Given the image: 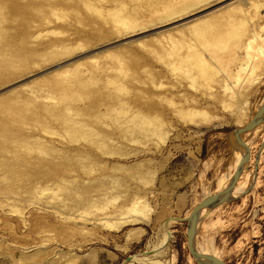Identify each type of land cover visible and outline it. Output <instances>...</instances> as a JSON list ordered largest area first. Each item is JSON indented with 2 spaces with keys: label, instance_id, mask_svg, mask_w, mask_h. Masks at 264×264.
Segmentation results:
<instances>
[{
  "label": "rangeland",
  "instance_id": "374dc122",
  "mask_svg": "<svg viewBox=\"0 0 264 264\" xmlns=\"http://www.w3.org/2000/svg\"><path fill=\"white\" fill-rule=\"evenodd\" d=\"M173 1L0 0V31L5 33L0 32V57L8 60L0 63V96L14 88L22 93L0 98L1 199L5 194L3 188L8 186L3 182L9 170H22L24 166L32 169L36 163H47L48 169L43 170L47 179L76 175L66 164L57 166L53 160L41 158L31 140L36 135L52 140L45 130L60 133L65 125L76 122L119 135L118 126L131 116L132 106L162 111L175 127L160 150L155 149L151 140L146 147L151 152L120 161L127 165L145 162L147 169L157 170L155 179L151 181L149 176L147 183L126 178L129 198L139 192L154 209L150 219L111 231L90 223L103 213L105 217L108 209L103 212L104 209L86 208L75 213L88 219L87 223L82 217L77 222L63 221L59 213L43 203H7L8 206L0 200V239L11 244L17 256L20 250L47 244L50 255L32 264H61L71 252L81 255L102 247L122 255V264H210L192 253L196 249L192 235L195 230L196 250L208 251L211 259L217 256L219 264H264V114L250 133H238L253 121L264 102V74L248 86L247 103L238 92L248 70L241 74L238 85L230 81L231 91L222 86L230 72L237 71L242 63L245 67L260 66L257 75L264 72V0H258L262 2L260 20L253 18L255 9L250 8L251 0H178L179 8L168 11L165 6ZM239 2L241 10H248V14L230 8ZM108 11H112L111 16ZM238 20L246 21L249 29L258 32L257 43L250 50L232 42L216 45L209 34L202 41L198 35L207 27L222 28ZM77 44L83 47L67 53L62 50V45ZM176 45L180 47L176 49L178 57L186 56H181L182 63L178 62L180 59L165 63L161 54L155 52ZM107 50H113V54H102ZM199 53H203L208 65L207 73L196 78L199 70L194 68V62ZM98 55L100 62L95 61L99 65L90 61L85 69L73 68L75 62ZM67 68L70 74L61 75L60 70ZM57 71L61 73L54 75ZM28 83L36 87L33 88L36 94L25 92L23 86ZM180 90L203 103L207 100L211 113L218 118L201 127L190 121L179 124L173 115L177 106L173 102L184 100L178 94ZM75 93L80 97L70 99ZM26 99L31 101L23 102ZM231 104L244 107L242 125L230 113L234 109ZM154 125L151 127L156 128ZM54 139L58 144H67L57 136ZM32 146L38 151H31ZM238 154L243 159L240 181L249 184L244 188L237 181ZM32 157L37 159L31 163ZM117 161L113 159L108 164L112 166ZM229 176L231 186L218 193ZM17 183L18 179L11 180L12 186ZM16 191L10 192L11 195L18 196ZM222 194H228L227 200L213 203ZM51 197L52 203L59 200L57 195ZM119 200L115 204L121 206L124 201ZM197 214L200 217L195 223ZM21 215L28 226L23 224ZM134 217L132 213L125 215L127 219ZM134 226L142 227L145 233L139 240L126 244V233ZM58 250L62 256L54 259ZM135 256L141 259L131 260Z\"/></svg>",
  "mask_w": 264,
  "mask_h": 264
},
{
  "label": "bare ground",
  "instance_id": "6f19581e",
  "mask_svg": "<svg viewBox=\"0 0 264 264\" xmlns=\"http://www.w3.org/2000/svg\"><path fill=\"white\" fill-rule=\"evenodd\" d=\"M166 3H168V2H166ZM241 5H242V2H239L237 5L230 6V8L232 7L233 10L237 9L236 10L237 13L242 12V14H248V10L247 11L245 9L241 10V8H240ZM165 7H166V9L168 8L167 9L168 11L178 9L179 8V2H178V0H174L173 2L166 4ZM261 7H262V2H260L258 0H251L250 1L251 10L255 9L253 18H258L260 20V18H261L260 9H261ZM40 9H42V7ZM112 10H114V9H112ZM115 11L116 10H114V12ZM117 11L120 12L119 9H117ZM119 12H118V14H116L117 17L119 15ZM110 13H112V11L109 12V14ZM109 14H108V16H111V14L110 15ZM121 14H123V13H121ZM116 15H112V16L115 17ZM113 17H111V19ZM245 22H243V21L241 22L238 20L237 23H232V24L226 25V26L224 25L225 27H222V28L218 27V26L216 28L215 27L214 28H208L207 27L206 29L201 30L198 33V35L202 39V41H203V39L205 41L206 40L205 37L207 38V37H209V35H211V37L213 36L212 38H213L214 43L216 45H225L226 42H228V43L232 42V43H236V44H241L245 48H247V50H250L254 46L253 44L257 43L258 32L255 28H253L252 30L249 29V26ZM228 24H229V22H228ZM1 33H4V31ZM80 46H82V45H78V44L76 46H74V45H62V50L67 53L71 49H73V51H75L76 50L75 48L78 49ZM164 48L158 49L159 52H157L155 48L154 49H155L156 53L161 54L160 56L162 59H164L165 63L166 62L168 63V61H166V60H171V62H172L173 59H174L173 62L177 61L176 59H180L178 61L180 63L181 61H183L182 59L186 57V56H182L183 54L181 55L183 58L180 55L178 57V53L176 52V49H178V48L180 49V47H177V45L175 46V48H172V49H170L169 47H168V49L167 48L164 49ZM57 49H58V47H57ZM59 49H60V47H59ZM192 50H194V49H192ZM196 50L194 51V53L196 52ZM112 51L113 50H107L102 54L112 55L113 54ZM2 54H4V53H2ZM46 54H48V53H46ZM53 54H58V53L54 52ZM50 55H52V54H50ZM60 55H62V53H60ZM101 55L91 56V57H88L84 60H80L78 62H75L73 68L78 69L79 67L80 68L84 67V69H85V67H87L89 65L90 61H94L95 65H96L97 61H95V60L98 59V61H99L100 60L99 56H101ZM198 55H200V56H198ZM3 56H5V55H2V57ZM58 56H59V54H58ZM197 56H198V59L196 62H194V68H197L199 70V75L196 76V78H199V77H201L207 73V67L206 66L208 65V62L205 59L203 53L202 54L199 53V54H197ZM113 57H114V55H113ZM0 59H1V57H0ZM43 59H44V57H43ZM49 59H51V58H49ZM6 61H8V60L2 58L0 63L4 64ZM160 61L163 62V60H161V59H160ZM179 63H178V65H179ZM183 63H185V62H183ZM97 65H99V63ZM23 67L24 68L28 67V63L25 64ZM259 67L260 66H258V65H247L245 67V64L242 63L239 66L237 71L230 72L227 79L223 81V85L221 84L223 86V89H225L226 91H231L232 90L231 86H233L231 84H233V83L230 84V81L234 80L235 81L234 84L235 83L239 84L241 79H242L241 74L243 72H246V70H248L247 71L248 77L246 79H244L243 82H241L240 91L238 92L239 97H241L243 100H245V103H247V99H248V93L247 92L249 89L248 86H250V84H253L256 80H259V78L264 74V72L262 74L257 72L260 75L256 74V70H258ZM68 69H70V68H67L66 71L60 70V71H62L61 75H63V74L69 75L70 73H69ZM60 71L55 72L54 75L60 74L61 73ZM67 73H69V74H67ZM73 74L76 75L75 72ZM67 77H69V76H67ZM74 77H76V76H74ZM80 78H77V80L85 82L83 79H80ZM23 87H25L24 88L26 90L25 92L35 93L33 91L34 90L33 88H36V87H34L33 84L31 85L30 83H28V84H25ZM41 88L42 87H40V89ZM235 88H237V87H234L233 89H235ZM17 89H19V88H14V89L6 92L3 95L10 94L11 97H14V96H18L19 94H22L20 92V90H17ZM35 90H37V89H35ZM225 93H228V92H225ZM229 93H231V97L235 99L234 95H232V92H229ZM76 94L77 93H75V95L71 94L70 99L73 100L74 98H77L78 96ZM78 94H79V92H78ZM175 94H174V97H175ZM178 94L182 95L180 98H184V100L181 99L182 101L178 102L177 104H174V102H173V105H177L176 109L173 112L174 113L173 115L175 116V119L177 120V122L179 124L185 125V123H188V121H190L191 124L193 123L194 126L201 127V126H204L205 124L211 123L213 120H216V118H218V116H215L216 114L213 115L211 113L210 104H208L207 100H205V102L203 103L202 100L197 99V97H192V96L187 97L186 92H183L181 90L179 91ZM3 95H1L0 98L3 97ZM173 98H171V100ZM70 99H69V101H70ZM236 100H237V98H236ZM27 101H31V100L30 99L23 100V102H27ZM231 106H233V104H231ZM131 108H132L131 116L129 115V117L127 119L123 120L122 122L119 121L120 122V125L118 126V130L120 133L119 135H116L114 133L107 132V131H97V130L91 129L88 126L89 124H86V123L71 122V123H68L67 125H65V128L60 133L45 130V133H47L48 135L53 137L52 140L47 139L43 135H36V136L32 137V140H31L32 144L37 146V148L39 150L38 153L40 154V156L43 160H46V161L53 160V162H55V165H57V166L61 165V164L62 165L66 164L67 166H70V168H72L75 171L76 175L74 177H70V178L62 177L59 179H53L50 176L51 178L47 179V177H44L45 174L43 172V170L48 169V165H46L47 163L46 164L45 163H42V164L39 163L38 165L36 163V166L33 167L32 169L24 166L22 170H19V169L18 170L14 169L13 171L9 170L7 172V175L4 177V182H3V183H5L4 185L7 184L9 187L7 186V188H5V189L3 188V190H4L3 193H5V194L2 197V199L0 198L2 203H4L5 205L7 203L16 204V205H18L20 203L21 204L22 203H34V204L43 203L44 206H46L49 210H51V211L53 210V211H55V213H59V215L61 216L63 221H65V220H67V221L73 220L74 221L75 220V222H77L76 221L77 219L78 220L81 219V217L84 218L83 215L78 216L77 214H75L76 212H79L81 210L83 211V209H86V208H97V210L98 209H104V210L108 209L107 210L108 212L106 210L105 211L103 210V212H107L105 217H103L104 213L102 216L103 218L102 217L100 218L99 216H97V219H93L91 217V219H93V220H90V223L93 222L94 227L96 225V226H99L103 229H109L111 231H120L121 229H123L124 226H127L126 224L132 223V224L136 225L137 223L145 221L146 219H150L151 213L154 211V209L150 206L146 197L140 195L139 192L137 194H135L134 196L129 198V196H128L129 186L126 182V178H130L132 180H137L139 183H143L147 180L146 181V183H147L148 182L147 177L151 176V181H153L155 179V177L157 175V173H156L157 170L147 169L145 162H139V163H136L134 165H127V164L122 163L120 161H122V160L125 161L126 159L128 160L129 158H131L133 156H138L141 153L145 154V152H151L152 151L151 149L146 148L148 145L147 142L151 141V140H153L151 142L155 146V149L160 150L168 142L167 140H168L169 132L171 131V133H172L173 130L175 129V127H174V123L169 121L167 118V115L162 111H159L155 108H153L149 111H146V110H143L141 107H137V106L136 107L132 106ZM262 109H264V102L260 105L258 113ZM230 113L233 114V116L235 118V122H237L239 124L241 123V125H242L243 118L246 115L244 107L237 104L234 107L233 111L232 112L230 111ZM37 116L40 117V116H47V115H37ZM49 117H52V115ZM153 124H155L157 127L152 128L153 126L151 127V125H153ZM251 131L252 130H250V131H244L243 130V131L239 132V134L242 135L245 133H250ZM54 136L55 137L57 136V138H60V140L62 142L65 141V143H67V144H63L61 142H60V144H58L56 139H54ZM82 140H83V142H81ZM134 146H136L138 148H136ZM28 148H26V149H28ZM30 148H32V149H30L31 151L34 150L33 146ZM38 150L35 149L34 151H38ZM237 157L238 158L236 159V163H237L238 169L240 171L237 175V177L239 176V179H237V181H239L240 187L244 188V187H247V185H249V184L245 180L240 181L241 177H243V173H242L243 170H242V166H241V164H243V159H241L239 154L237 155ZM32 158H33V160H29L31 163L37 159L36 157H32ZM113 159L118 160V161L114 162V164L112 166H110L108 163L110 162V160H113ZM4 171H5V168H4ZM82 174L90 176V177L84 178L82 176ZM13 179H15V180L18 179V183L15 184V186L11 185V180H13ZM232 182L233 181H232L231 177L229 176V178L226 180V182L219 189L218 193H224L227 189H229ZM1 184H2V182H1ZM16 189L19 190L21 193L19 194V192H17ZM15 191L17 192V194H19L18 196L17 195L14 196L16 193L14 195H11L13 193H10V192H15ZM22 192L24 194H22ZM53 195L54 196L57 195L56 198H59L58 201L56 199L54 200L55 203H52L49 201L50 199H53L51 197ZM223 195L224 194L219 196L217 198V200L215 199L213 201V203H215L216 201H217V203H219V201L227 200L228 194H227V196L226 195L223 196ZM42 196H45V197H42ZM119 199L124 201L121 206L115 204V201H117ZM121 200H119V201H121ZM217 203H215V204H217ZM9 204H7V205L10 206ZM119 204H121V203H119ZM209 209H211V208H209ZM209 209H207L206 212H209L208 211ZM97 210L93 209V211H97ZM84 211H86V210H84ZM98 211H100V210H98ZM88 212L90 213V212H92V210L88 211ZM22 213L25 214L24 212H22ZM101 213H102V211L100 212V214ZM130 213H132L133 216H135L136 218L135 217L133 219L125 218V215H129ZM78 214H80V213H78ZM199 217H200L199 214L194 216L195 223H197V221H198L197 219H199ZM130 218H132V217H130ZM22 220H23V224L28 226V222L24 217ZM84 220H85V218H84ZM87 220H85V221H87ZM174 221H176V220H174ZM88 222L89 221H87V223ZM87 223H86V225H88ZM190 223H191V221H190ZM85 228H87V226ZM87 229H89V228H87ZM88 233H90V232H88ZM144 233H145V230L142 227H140V226L132 227L126 233V241H127L126 244H130L133 240H139L144 235ZM195 233H196L195 230H193L192 235L194 238V247H196V249H197V244L195 241ZM11 247H12L11 244H6L2 239H0V257H11V259L13 258V260H16L18 262V264H32L34 262L40 261V259H42L43 257H45V256L47 257L50 255V248L47 247V244H42L40 246L34 247L33 249L20 250L18 252L19 253L18 256L16 255V250L12 249ZM196 249L193 250V248H192L194 254H196V255L199 254V255L205 256V258H199L201 261H204V262L210 263V264H219V260L217 259V256L211 259V256L209 255L208 251H205L204 253H200ZM61 252L62 251H59V250L55 251L53 258L56 259V258L62 256ZM68 253H70V252H68ZM80 256L81 255H79L75 252H71L70 254L67 255V257H64V261L61 264H75V262L80 260L79 259ZM135 259H141V258H139L138 256L137 257L135 256V257H132L131 260H135Z\"/></svg>",
  "mask_w": 264,
  "mask_h": 264
},
{
  "label": "crops",
  "instance_id": "0c3cea01",
  "mask_svg": "<svg viewBox=\"0 0 264 264\" xmlns=\"http://www.w3.org/2000/svg\"><path fill=\"white\" fill-rule=\"evenodd\" d=\"M96 250V251H95ZM90 254V255H89ZM92 255V256H91ZM95 255V256H94ZM75 264H122V255L108 250L105 247L93 249L81 254ZM264 262V258H263ZM18 264L11 257H0V264Z\"/></svg>",
  "mask_w": 264,
  "mask_h": 264
},
{
  "label": "water",
  "instance_id": "95a60500",
  "mask_svg": "<svg viewBox=\"0 0 264 264\" xmlns=\"http://www.w3.org/2000/svg\"><path fill=\"white\" fill-rule=\"evenodd\" d=\"M264 114V109H262L259 113H257V115L254 117V119H253V121L245 128V129H242V130H239L238 131V133L239 132H241V131H250V130H252L253 129V127H254V125H255V123H256V121H257V119L261 116V115H263ZM237 179H238V177H237ZM191 232V231H190ZM189 232V234H188V238H189V236H190V233ZM193 253V252H192ZM193 255L195 256V257H197V258H205V256H202V255H196V254H194L193 253ZM223 262V261H222Z\"/></svg>",
  "mask_w": 264,
  "mask_h": 264
}]
</instances>
